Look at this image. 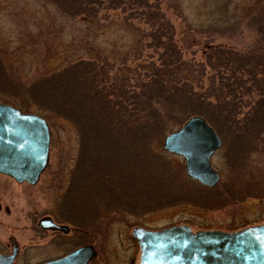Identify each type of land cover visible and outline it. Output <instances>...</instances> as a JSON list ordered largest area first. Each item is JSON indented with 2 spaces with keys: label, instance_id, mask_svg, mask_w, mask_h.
Instances as JSON below:
<instances>
[{
  "label": "rangeland",
  "instance_id": "374dc122",
  "mask_svg": "<svg viewBox=\"0 0 264 264\" xmlns=\"http://www.w3.org/2000/svg\"><path fill=\"white\" fill-rule=\"evenodd\" d=\"M110 1L0 0V103L43 117L50 139L47 166L34 186L0 176V243L9 237L18 241L22 257L16 264H36L90 237L96 256L88 264H138V247L130 237L134 227L234 232L264 225V116H256L254 107L258 102L264 108V76L256 86L223 84L218 61L206 59L219 46L220 51L253 48L264 0H153L173 28L182 71L192 78L184 93L192 92L199 102L187 110L203 118L222 142L210 159L220 175L211 188L189 180L180 157L163 155L159 138L142 139L129 151L123 118L114 121H121L123 130L112 134L115 123L111 133L107 117L96 116L95 107L80 98L82 61L91 59L98 70L109 69L105 60L111 63L119 71L112 86L117 93L129 84L141 86L129 67L158 62L153 48L138 43L146 38L140 29L149 31L139 25L138 7L131 14L122 0L120 10L113 11ZM83 9L90 14L87 23L80 19ZM103 11L108 15H100ZM75 61L76 72L60 70ZM52 73H58L56 81L47 78ZM56 83L60 90H54ZM244 86L241 91H248L240 94ZM147 88L146 93L154 92L152 85ZM225 100L232 115L226 109L220 115L223 107L214 113L208 104L220 107ZM48 216L75 225L79 243L51 252L42 242H30V236L41 235L36 222Z\"/></svg>",
  "mask_w": 264,
  "mask_h": 264
},
{
  "label": "water",
  "instance_id": "95a60500",
  "mask_svg": "<svg viewBox=\"0 0 264 264\" xmlns=\"http://www.w3.org/2000/svg\"><path fill=\"white\" fill-rule=\"evenodd\" d=\"M220 146L218 135L200 116L187 119L177 131L166 135L161 145L164 152L183 160L189 179L208 188L219 182L210 158ZM48 153L46 122L0 103V174L34 185L47 165ZM46 223L48 219L40 221L42 227ZM131 237L138 247V264H264V225L234 232L192 231L186 225L160 230L136 227ZM16 252L14 243L11 254H0V264H11ZM94 257L92 246H82L42 264H87Z\"/></svg>",
  "mask_w": 264,
  "mask_h": 264
},
{
  "label": "trees",
  "instance_id": "16d2710c",
  "mask_svg": "<svg viewBox=\"0 0 264 264\" xmlns=\"http://www.w3.org/2000/svg\"><path fill=\"white\" fill-rule=\"evenodd\" d=\"M121 2L122 0H119V5H115L118 1L111 0L109 4L112 5H109L108 8L113 11L120 10L118 7ZM124 2L125 4H122L123 8L130 11V13L133 11L131 14H134L135 8L138 7L137 12H140L141 15V19L137 18L138 21H140L139 25L149 27V31L147 29L145 33L144 29H140V32H142L146 38H144V40H139L138 43H142L147 50L153 48V52L158 55V62L155 63L153 59H150L151 61H148L146 64L142 62L139 63V65H134L132 68L129 67L133 70L132 76L134 72L138 73L136 80L140 79L141 86L140 88L136 86V89H134V87L129 84L126 90L117 93L112 86L114 85L113 79L119 71L116 73L111 63L104 59L107 62L105 65L108 66L109 69L99 68L98 70L95 69V64L91 59L82 61L80 63L84 62L82 67H84L83 71L85 74L83 72H78V77L80 79L78 93L83 102L95 107L96 116L100 118L104 117V119L107 117L105 120L111 125V133L112 125L115 123L112 134L115 133L117 135V132L124 128L126 129L127 132L123 131L127 136L125 145L127 144V147L130 148L129 151H131L142 139H151L154 137L162 140L166 134L174 131L176 127L180 126L186 119L192 116L190 114L192 112H188L187 108L199 101L192 99V92L189 94L184 93L186 92L185 83L190 84L187 82L188 80L192 82V78L187 72L182 71L184 68V64L181 61L182 53L174 40L173 28L165 22V16L159 10L158 3L154 5L153 0H124ZM107 10L109 11V9ZM103 12L104 13L100 15H108L106 11ZM80 14L82 15L81 17L79 16L80 19L84 20L85 23L91 21L88 17L90 14H88L87 10L83 9V12ZM132 16L133 15H130L131 19L133 18ZM259 26L262 25L258 24L257 29H254L257 38L256 41H254L253 48L249 49L247 52L233 51V49L231 50L229 48L223 51H217L215 54L207 55L206 59L217 60V63H220V65L216 63L215 67L218 66L220 70L225 72L222 73V78H220L223 84L231 83L237 86L244 84L256 86V83H258L257 78L264 76V28H259ZM149 39L150 42L147 45ZM159 59H163V61L161 62ZM76 63L75 61L65 64L60 70L64 69L76 72L78 67ZM140 71L143 72V74L139 73ZM57 74L52 73V75L50 74L51 76L47 78L56 81L55 77L58 76ZM146 76L148 77V81L142 79L146 78ZM131 80L133 79L131 78ZM131 80L129 79L128 81L131 83ZM83 81L84 83H82ZM150 85L153 86L152 90H154V92L146 93V90H148L147 86ZM59 87V83H56L54 90H60ZM172 87L175 89L171 90ZM247 87L248 86H244L237 91L240 92V94L246 93L248 90L241 91V89ZM235 92L236 91L232 94L234 95ZM227 94H229V92ZM252 96L255 99L254 102L257 101L258 97L253 94ZM165 97L174 99L164 101L162 98ZM240 97H242V95H240ZM227 103L226 101L225 104H220V107H215V105L210 102L208 104H210V108L213 109L214 113H217L218 110L223 107L220 110V115L224 116L222 112L223 109H226L230 113L232 112L231 106ZM234 103L235 102L232 104L235 108L236 106ZM262 105L263 104H261V106ZM254 107L256 109V116H264V108H259L258 102L255 103ZM20 111L22 112V110ZM196 112H198V110ZM232 114L233 113H231V115ZM117 118H123L121 125L123 129L120 126L121 121L114 122ZM234 119L237 121V116H235ZM165 121L172 122L174 126L167 128L164 124ZM108 138H111V135ZM139 146L141 148V145ZM141 151L145 153L144 150H140L139 152ZM163 155L168 156L164 152ZM155 164L157 170L161 168L159 161ZM143 165L144 164L140 166Z\"/></svg>",
  "mask_w": 264,
  "mask_h": 264
},
{
  "label": "flooded vegetation",
  "instance_id": "af4514ba",
  "mask_svg": "<svg viewBox=\"0 0 264 264\" xmlns=\"http://www.w3.org/2000/svg\"><path fill=\"white\" fill-rule=\"evenodd\" d=\"M261 21H262L261 23L264 24V17L261 18ZM226 49H228V48H226ZM226 49L223 48V50H226ZM215 50H216V52L217 51H220V46L218 48L216 47ZM49 142H50V139H49ZM221 144H222V142H221ZM0 176L9 178V177H7L5 175H2V174H0ZM9 179H11V178H9ZM11 180H13V179H11ZM38 181H39V178H38L37 182ZM74 184L75 183H73V186H74ZM27 185H29V184H27ZM34 185H29V186H34ZM42 219H48L49 220V223H46L45 224L46 227H42L40 225V221ZM62 221L59 220V219H55L54 217H49V216L48 217L41 218L40 220H38L36 222V230L39 233H41V235L40 236L32 235V236L29 237V241L32 242V243L33 242H37V241L38 242H42L43 245H45V247L48 249V251L50 250L51 252H52V249L53 248H55L56 250H58V249H60L62 247H65V244H69V242H71V241L73 243L75 241H78V243H79L80 231L78 230V228L76 229V226L75 225L74 226H71L70 222H66V225H65L64 222L62 223ZM130 234H131V232H130ZM89 240L90 241L85 242L86 241L85 240L84 243L76 244L75 246H73L69 250H67L66 252H64V251L61 252V254H57L56 253V255L48 256L45 260H43L41 262H38L36 264H42V263H46V262H49V261H54L56 259L62 258L64 256H66L67 254L71 253L72 251H74L75 249L80 248L82 246H92V244H91L92 238L90 237ZM14 243L16 244L17 252H16L15 258H14V260H13V262L11 264H16L18 261H20V259L22 257L21 256V253H20V246L18 244V241L16 239H14L13 237H9L8 240L6 241V244L5 243H0L1 246H4V247H1L0 248V254H2V255H9V254H11V252L13 250ZM94 250H95V248H94ZM95 256H96V252H95ZM93 259H91L90 261H88L87 264L89 262L93 261Z\"/></svg>",
  "mask_w": 264,
  "mask_h": 264
}]
</instances>
